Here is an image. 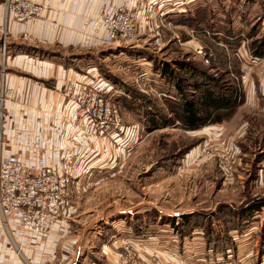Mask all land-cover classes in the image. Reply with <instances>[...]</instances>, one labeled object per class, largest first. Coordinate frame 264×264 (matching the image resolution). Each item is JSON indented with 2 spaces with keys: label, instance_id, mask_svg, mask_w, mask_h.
I'll list each match as a JSON object with an SVG mask.
<instances>
[{
  "label": "rangeland",
  "instance_id": "1",
  "mask_svg": "<svg viewBox=\"0 0 264 264\" xmlns=\"http://www.w3.org/2000/svg\"><path fill=\"white\" fill-rule=\"evenodd\" d=\"M196 8L193 22L165 29L167 34L161 32L158 37L161 42L138 36L130 43L85 48L84 53L94 58L80 65L84 72L97 67L114 86V105L122 124L114 140H103L106 144L100 145L103 148L95 169L89 170L91 164L87 165L73 199L75 215L71 214V232L66 238L75 239L80 264H124L126 258L127 264H156V260L171 259L173 250L205 262L204 230L180 236L173 220L200 213L215 223L223 219L221 206L240 208L254 200L264 204V58L250 55V45L264 36V0H201ZM226 30L245 36L238 51L244 70L243 104L220 124L196 131L168 127L148 133L137 107L118 100L127 96L123 86L161 98L162 81L148 58L170 64L197 58L223 83L230 69H212L215 54L206 46L212 40L201 34L213 31L222 36ZM199 46L206 56L197 52ZM2 50L6 55L5 45ZM230 167L232 174L226 175L223 169ZM252 229L254 264H261L264 207L245 230ZM156 241L164 248L158 255L153 251Z\"/></svg>",
  "mask_w": 264,
  "mask_h": 264
},
{
  "label": "crops",
  "instance_id": "2",
  "mask_svg": "<svg viewBox=\"0 0 264 264\" xmlns=\"http://www.w3.org/2000/svg\"><path fill=\"white\" fill-rule=\"evenodd\" d=\"M36 1L47 6L42 18L22 26L10 23L5 30V0H0V88L4 85L6 90L14 92V97L5 109V152L26 157L31 155L26 143L29 139L27 132L31 133L32 129L34 135L47 144L48 162L57 164L63 152H66L85 173L89 163V170L95 169V160L103 148L100 145L106 144V141L93 139V151L89 149L87 152L88 144L82 142L81 136L76 137L74 143L65 144V137L74 136L73 129L65 125L66 134L62 135L58 126L62 117L73 114L71 99L78 76L88 74L93 79L96 76L93 72L100 74L97 67L84 72L80 65L86 59L94 58L84 53L86 47L105 45V31L99 27V22L120 7L137 8L141 11L139 36L157 38L161 42L158 37H161V32L167 34L165 29H172L173 24L183 18H196V7L201 0ZM3 45L7 53L5 75L1 66ZM107 80L103 77L104 84L108 83ZM22 126L25 131L21 130ZM71 219L67 227H71ZM65 229L69 231L56 230L49 236L35 239L32 236L21 237L17 233L9 236L0 224V264H80V249H75V239L66 238L71 229ZM251 234L254 237V232ZM156 242L153 251L161 252L164 248ZM203 246L205 262L203 259L195 261L187 252L182 255L180 250H173L172 258L165 259L168 262H162L161 259V264H217V257L226 255L215 254L213 250L211 252L205 241ZM230 249L236 255V247ZM241 250L232 264L255 263V258L251 260L250 250L246 246L245 249L241 247ZM147 255L144 256L146 260L149 258Z\"/></svg>",
  "mask_w": 264,
  "mask_h": 264
},
{
  "label": "built area",
  "instance_id": "3",
  "mask_svg": "<svg viewBox=\"0 0 264 264\" xmlns=\"http://www.w3.org/2000/svg\"><path fill=\"white\" fill-rule=\"evenodd\" d=\"M47 11V6L36 0H5V30L10 23L27 25L40 19ZM164 16V14H161ZM141 11L137 8L120 7L103 18L99 27L105 31L107 45L119 42L130 43L139 36L138 25ZM200 55L206 56L204 49L198 47ZM7 59L3 52L2 73H6ZM78 76L77 87L73 92L71 105L72 116H64L58 129L66 134V126H71L74 136L65 137L64 143H74L81 136L87 152L93 151V139L114 140L122 124L119 110L114 105L115 88L110 82L104 84L103 77L95 74ZM14 92L0 88V224L9 236L43 238L56 230L69 231L67 226L72 214L74 196L80 189L83 169L74 164L71 157L63 152L57 164L48 162L46 142L28 133L27 145L31 155L22 156L5 152L4 124L7 123L6 106ZM66 125V126H65ZM25 131V127L22 129ZM33 136V137H31ZM226 175L232 174V167L223 169ZM252 230L240 234L237 238L236 255L233 249L226 255L217 257V264H232L241 247L250 250L251 260L255 258V238ZM251 234V235H250ZM243 250V249H242ZM241 250V251H242ZM212 252V250H210ZM248 251V250H247ZM20 256L21 253L18 252ZM23 257V256H22ZM227 261V262H226ZM264 264V256L261 259ZM127 264V258L124 260ZM132 264H142L133 262ZM161 264V260H156ZM250 264H254L250 261Z\"/></svg>",
  "mask_w": 264,
  "mask_h": 264
},
{
  "label": "trees",
  "instance_id": "4",
  "mask_svg": "<svg viewBox=\"0 0 264 264\" xmlns=\"http://www.w3.org/2000/svg\"><path fill=\"white\" fill-rule=\"evenodd\" d=\"M190 20L183 18L180 23ZM194 28L199 27L195 24ZM209 32L210 34L203 32L201 35L212 40L209 45L206 43L207 49L215 54L211 59L212 64L214 63L212 69H230L225 72L228 79L223 83H220L218 75L208 72L203 67V62L197 58L193 61L176 60L172 64L157 58H148L153 62L154 71L162 81L161 98L140 92L133 86H123L127 96L118 100L137 107L134 109L139 111L140 122L148 133L168 127L196 131L220 124L243 104L245 93L241 79L244 70L238 51L245 42V36L236 34L233 30H226L220 37L213 31ZM250 55L255 59L264 58V36L250 45ZM263 207V203L257 204L255 200L240 208L221 206L219 213L223 215V219L214 220L215 223L211 222L209 215L192 213L182 215L179 221L173 220L171 224L180 236L186 237L191 236L194 230L202 228L207 248L215 254H226L230 248L236 247L238 236L246 231L255 214ZM212 218H215L214 214H211Z\"/></svg>",
  "mask_w": 264,
  "mask_h": 264
}]
</instances>
